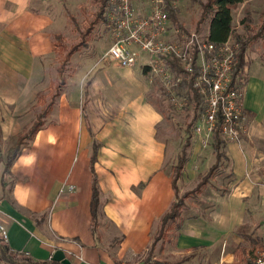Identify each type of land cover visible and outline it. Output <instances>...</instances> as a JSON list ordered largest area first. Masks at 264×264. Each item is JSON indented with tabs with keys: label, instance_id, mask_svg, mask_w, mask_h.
<instances>
[{
	"label": "crops",
	"instance_id": "0c3cea01",
	"mask_svg": "<svg viewBox=\"0 0 264 264\" xmlns=\"http://www.w3.org/2000/svg\"><path fill=\"white\" fill-rule=\"evenodd\" d=\"M35 2L38 0H0V143L3 145L12 143L31 123L38 111L36 93L49 87L53 79L44 68L54 49L51 38L54 17L37 10L33 6ZM105 63L84 81L79 95L69 81L64 83L59 93L60 113L57 99L42 126L12 161L11 189L5 191L0 186V222L6 228L3 242L34 259L49 258L58 247L75 264H117L101 245L102 237L99 239L91 231L88 169L91 138L101 143L93 163L100 201L98 217L102 216L120 234L116 243L118 255H123L126 249L140 250L150 240L148 231L153 220H158L173 200L171 175L166 170L157 175L160 187L152 188V193L151 183L147 181L152 168L148 167L150 161L162 160L164 152L163 143L153 137V123L160 114L143 102L135 108L132 101L142 97L146 84L135 67ZM244 67L241 107L248 117L246 135L262 138L264 67L255 61ZM248 86L251 95L246 97ZM81 104L91 135L84 124ZM224 150L235 180L223 196L218 195L207 217L201 218L196 212L182 216L176 234L179 243H184L181 250L196 247L202 237L217 234L219 263L231 255V250L224 249L231 227L245 225L251 230L254 227L253 222L248 225L252 219L245 212L251 203L252 190L263 195L264 219L263 185L258 181L259 188H254L246 181L241 183L246 172L256 175L261 171L260 165L253 166V152L237 149L234 141H227ZM1 168L0 161V171ZM140 181H144L141 188L137 186ZM64 183L72 184L73 188L60 189ZM227 222L229 226L224 232ZM113 236L105 235V239L111 240ZM0 264L6 263L0 258Z\"/></svg>",
	"mask_w": 264,
	"mask_h": 264
},
{
	"label": "rangeland",
	"instance_id": "374dc122",
	"mask_svg": "<svg viewBox=\"0 0 264 264\" xmlns=\"http://www.w3.org/2000/svg\"><path fill=\"white\" fill-rule=\"evenodd\" d=\"M153 1L130 0V3L135 9L134 11L139 12L145 10ZM168 1L175 10L178 22L184 28L183 30L172 24V28L169 27L166 32L169 41L178 48L183 47L185 43H189L191 40L190 37L201 44L203 39H205L204 35L208 24L204 19L198 23L196 20L200 13L198 1L202 2L204 0ZM163 2L165 3V0ZM34 4L33 6L37 7V10L47 11L54 17L52 35L55 33L60 35V38L56 39V51L53 49L50 52L51 58L47 60L48 63H46L44 68L53 79L50 80L49 87L38 92L43 94L46 103L49 99H53L52 94L57 82L56 66L60 57L64 60V53H67L68 50L73 48V51L70 52L72 54L69 59L60 62L58 66L62 70L61 74L64 77V83L69 81L71 87H75L74 89H77L76 91H78L79 95V92L82 91L84 81L92 77L97 70L106 64V61L101 59V53L109 43L107 37L108 27L105 26V23L107 13L112 9V3L110 0H107V8L103 11L105 15V19L103 20L100 18L97 19L100 0H38V3L36 4L35 2ZM103 14L101 13L100 15ZM68 15H70V18ZM239 18L247 21L249 26L248 35L252 36L244 48L243 68H245L244 66H248L251 61H255L264 67V32L253 35V33L256 34L259 25L264 19V0H242L236 4L232 10L230 21L233 32L243 31ZM228 40L229 42L235 41L233 36L229 37ZM145 60L146 56L143 53L140 58V63L133 65L137 69L140 79L146 84V89L142 97L139 96L138 99L134 98L132 101L135 104V108L143 102L144 104H150L160 114L159 119L153 123V137L163 143L164 153L162 160L156 158L154 163L151 160L148 166L149 168L152 167L151 171L147 174L150 175L147 181L149 185L151 183V193L153 192L152 188L158 189L160 187L156 180L157 175L164 174L165 170L169 175L174 173L175 169L173 165L176 162L175 157L179 153V147L186 135L184 127L194 114V128L189 133V145L185 148L187 160L183 163L179 176L175 179V184L178 196L182 195V193L186 194L182 196L183 201L180 206V217L195 212L199 216L201 215V218L207 217V213L215 205L214 201H217L218 195L223 196L230 183L235 180L231 177L230 161L227 157H221L217 163L213 164L214 151L211 147L212 136L211 134H205L201 122L203 103H195L189 90L187 88H180L178 85L171 88L172 95L168 93L167 88L159 80L157 73L152 72L149 66L143 70L142 61L145 62ZM243 71L242 74L246 77V73ZM99 74L100 78H103L102 73ZM244 82L240 83L237 80L236 84L240 90ZM61 90H63V87H61L60 92ZM250 90L248 86L244 94L246 97L249 94L251 95ZM256 97L257 95H255L254 103L257 105L259 101ZM57 99H59V94L54 97L51 108L55 107ZM40 108L41 104L38 105V110ZM57 111L60 113V99L58 101ZM244 116L245 131L240 132L238 134L239 137L233 141L236 143L237 149L247 150L249 153L251 151L253 152V156L251 157L252 162L255 163L253 166L260 165L261 171L258 173H261L264 177V135L262 138H256L252 135L247 137L248 117L245 114ZM11 146V142H7L4 145L0 143L1 153L5 154ZM259 156H262L261 159L255 158ZM209 168L210 170H208ZM206 173L208 174L206 175ZM201 176L206 179V182L198 191L191 192L194 184ZM244 178L241 183L246 181L245 183H248L249 186L259 188L258 179L252 171L246 172ZM68 185L65 183L62 184L60 189H66ZM143 185L144 181H140L137 184L139 188L143 187ZM252 191L251 203L247 205L248 207L245 212L246 216L252 219V221L248 222V225L253 222L254 227L252 230L251 228H247V226L245 227V225L244 227L240 226L238 228L231 227L232 230L228 233L224 248L231 250V255L227 259H222L220 263L218 262L219 255L217 256L219 251L216 246L217 234L213 237H202L196 247H191L189 250H181V245L184 243H179L176 235L177 230L173 226L163 232L160 236L161 238L153 243L152 249L149 251L148 244L156 233L159 224L157 223V219L153 220L149 228L148 236L150 240L138 251L126 249L123 255H118L116 243L118 242L120 234L116 230H113V227L102 216H100L101 219L98 217L96 233L99 237H97L99 239L102 237L99 240L101 241V245L105 247L110 258L112 257L117 264H248V261H252L258 250L263 247L262 222L264 219L262 216L263 206L261 205L263 195L259 191ZM233 198L231 199L232 201ZM224 206L225 208L229 207L227 203ZM178 220L179 218H176L174 222ZM228 226L229 223L227 222L224 226V232L227 231ZM112 234L115 236L111 240L105 239V235L107 237ZM259 246L262 247L258 248ZM148 251L150 255H148ZM147 255L148 258H146ZM215 258L216 261H214Z\"/></svg>",
	"mask_w": 264,
	"mask_h": 264
},
{
	"label": "built area",
	"instance_id": "2783aa9c",
	"mask_svg": "<svg viewBox=\"0 0 264 264\" xmlns=\"http://www.w3.org/2000/svg\"><path fill=\"white\" fill-rule=\"evenodd\" d=\"M112 9L107 13L105 26L108 27V40L101 53L103 61L133 67L140 63L142 54L146 56L142 65L158 74L159 80L171 95L172 87L178 85L180 74L173 73L164 62L163 56H176L180 66L187 72L192 69L190 48L193 42L197 47L195 63L199 72L193 77V85L202 97V128L205 134H212L215 121L219 119L218 135L225 141H233L244 132V113L241 107V90L232 84L230 70L237 48V42H229V37L217 44L203 41L201 44L190 37L189 43L176 47L166 36L172 28L163 0H154L145 10L134 11L130 0H110ZM143 52V53H142ZM173 98V97H171ZM198 129V126H197ZM258 181L264 187V177L257 173ZM68 188H73L68 185ZM263 247L258 250L253 264H264V221L262 222ZM0 237H6V228L0 222Z\"/></svg>",
	"mask_w": 264,
	"mask_h": 264
},
{
	"label": "trees",
	"instance_id": "16d2710c",
	"mask_svg": "<svg viewBox=\"0 0 264 264\" xmlns=\"http://www.w3.org/2000/svg\"><path fill=\"white\" fill-rule=\"evenodd\" d=\"M242 0H204L202 2L198 1V5L200 8L199 16L196 20V22H201L203 19L206 20V23L208 24L206 33L204 35L205 41L217 44L218 42H222L226 40L228 37L233 36L234 40L237 42V48L234 55V59L232 61V67L230 70V77L232 79V84L236 83L237 80L240 81V83L245 81V76L242 74V68H243V54H244V48L246 44L248 43L251 35H248L249 33V26L247 24V21L243 18H239V22L242 25L243 31L242 32H233L232 30V23L231 16H232V10L236 6L237 3L241 2ZM107 0H100V8L97 12V19H105V15L103 14V11L107 8ZM112 6V5H111ZM165 8L167 10L168 18L171 22V24L176 25L184 30L182 25L178 22L177 16L175 13V10L172 8L168 0H165ZM103 15H100V14ZM70 18V15H68ZM96 17V16H95ZM74 22V20H73ZM264 32V19L262 20L261 24L258 27V30L256 31V34L253 33V35H258L259 33ZM245 34V36H244ZM60 38V35L58 33H55L52 35V42H53V48L56 51V39ZM197 47L195 42L192 43L190 52H191V66L192 69L190 72H187L183 69L182 66H180L179 62L177 61L176 56L172 54H168L163 56L164 62L166 63L167 67H169L170 70L173 71L175 74H180L181 78L179 80L178 86L180 88H187L189 90V93L191 94L193 100L195 103H201L202 97L201 94L197 91L196 87L193 85V77L199 72V66L195 63V57L197 55ZM73 51V48L68 50L67 53H64V60L61 59L56 66L57 71V82L55 90L53 91V99L55 96H57L60 92L61 87L64 85V77L61 74L62 70H60V67L58 66L60 62L66 61L70 57V52ZM59 55V54H58ZM143 70L147 69L144 66L142 67ZM88 81V80H87ZM53 83V82H51ZM84 91H86V85L84 87ZM43 94L41 92H37L36 94V100L39 104H41V108L35 113L34 119L31 121V123L25 127V129L22 131V133L18 134L13 142L11 148L5 152V154L0 153V161L2 163L1 168V174H0V186L3 190L9 191L11 189L13 177L11 176V171H9V167L12 163V161L16 158L15 156L19 153L22 146L27 145L29 141L32 139L33 135L35 134L36 130H38L43 122L45 117L47 116L49 109L51 108V105L53 103V99H49L47 101L43 98ZM45 100V102H44ZM82 103H85V99ZM81 112L82 117L84 120V124L91 135L90 126H88L87 116L86 112H84V105L81 104ZM194 118L195 115L193 114L191 119L187 122V124L184 127V130L186 132V135L184 136V140L182 141L180 147H179V153L176 155V162L173 165L174 166V173L170 176L171 180V187L174 194L173 200L169 203V206L167 208V211L164 212L159 218H158V227L156 233L153 235V238L149 244V251L152 249L153 243L160 239L161 235L165 230L173 226L176 230L180 228L181 225V219L180 217V206L182 203V196L186 195L182 193V195L178 196L177 189H176V178L179 176L180 170L182 168L183 163L187 160V155L185 148L189 145V133L194 128ZM220 122L217 116V119L215 121V127L211 134L212 141H211V147L214 151V162L213 164L217 163L221 157L226 158L225 151L223 150V146L225 144V139L222 136L218 135V128H219ZM91 149L89 152V159H88V169L90 171V201H89V211H90V225H91V231L93 234H96L97 230V222H98V205H99V197H98V184L96 183V172L95 169H93V163L96 159V151L99 145L101 144L100 141L95 140L94 138H91ZM210 170V168L208 169ZM210 172V171H209ZM208 173H206L207 175ZM206 182V179L201 176L199 180L194 184V187L191 189V192L198 191L204 183ZM176 218H179L177 222H174ZM262 246H259L258 248H261ZM148 251V252H149ZM150 255V252L148 253ZM148 255L146 258H148ZM0 258L6 263V264H61L57 260H51L50 258H42V259H34L28 254H24L22 251L11 249L5 242L2 241L0 237ZM253 261V260H252ZM252 261H248V264H253Z\"/></svg>",
	"mask_w": 264,
	"mask_h": 264
},
{
	"label": "water",
	"instance_id": "95a60500",
	"mask_svg": "<svg viewBox=\"0 0 264 264\" xmlns=\"http://www.w3.org/2000/svg\"><path fill=\"white\" fill-rule=\"evenodd\" d=\"M49 258L51 260H57L61 264H75L73 261H71L69 258H67L64 254L61 248H54L52 253L50 254Z\"/></svg>",
	"mask_w": 264,
	"mask_h": 264
}]
</instances>
